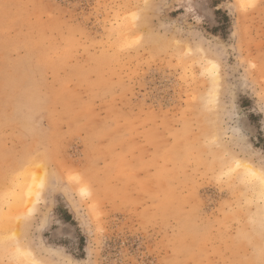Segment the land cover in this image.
I'll return each instance as SVG.
<instances>
[{
    "label": "rangeland",
    "instance_id": "374dc122",
    "mask_svg": "<svg viewBox=\"0 0 264 264\" xmlns=\"http://www.w3.org/2000/svg\"><path fill=\"white\" fill-rule=\"evenodd\" d=\"M154 2L0 0V239L15 264L250 258L230 192L186 155L238 133L235 116L264 152V3L188 0L159 17Z\"/></svg>",
    "mask_w": 264,
    "mask_h": 264
},
{
    "label": "clouds",
    "instance_id": "9594fccd",
    "mask_svg": "<svg viewBox=\"0 0 264 264\" xmlns=\"http://www.w3.org/2000/svg\"><path fill=\"white\" fill-rule=\"evenodd\" d=\"M259 3H264V0H259ZM153 7L160 13L159 17H162L166 9H187L192 6L188 0H155ZM177 25L183 29L185 36L198 31L191 25ZM157 43L163 45L167 43V39ZM239 119L240 116H235L232 120L239 129L238 133L224 139L210 131L198 145L188 150L186 158H189L192 152L197 153L200 166L213 183L230 192V204L226 210L234 217H242L244 221L234 238L237 243L246 245L251 252L250 258L242 264H264V152L254 150L250 144H246L242 130L237 124ZM213 135L217 138L213 139ZM237 161L241 165L239 168L236 167ZM247 168L256 173V176H250ZM12 249L10 241L0 239V256L6 258L5 264H15L7 259ZM42 264L55 262L43 259Z\"/></svg>",
    "mask_w": 264,
    "mask_h": 264
},
{
    "label": "snow or ice",
    "instance_id": "6c2138e0",
    "mask_svg": "<svg viewBox=\"0 0 264 264\" xmlns=\"http://www.w3.org/2000/svg\"><path fill=\"white\" fill-rule=\"evenodd\" d=\"M255 6H256V0H244L243 7L245 9H247V8H253ZM218 54H222V53H218ZM209 63L211 64V68L208 69V71H210L213 76L218 77V75H219V71H218L219 65L216 64V63H212L211 61H209ZM252 67L255 68L256 65H252ZM262 70H264V65H262ZM31 163H32L31 161L28 162L29 165H31ZM236 167L237 168L241 167L239 161L236 162ZM247 172L252 177H255L256 176V173L252 172V170L250 168H247ZM70 179H73V180H77L78 181L80 179V177H78V176H72V177H70ZM33 186L34 187L36 186L35 179H34V182H33ZM39 188L40 189H43L44 188V183L43 182H41L39 184ZM57 189H58V185H53L51 187V191L52 192H55ZM80 191L85 196L89 195V193H88V191L86 189H83L82 188ZM32 194H33L32 193V188H30L29 189V192H28V195L31 196ZM36 195H37V199H39V192H37ZM25 228H26V232H27L28 230H30L31 224H27L26 223ZM16 251H17L18 255H20V256H31L32 255L30 252H22L19 248H17ZM31 264H42V260L32 259L31 260Z\"/></svg>",
    "mask_w": 264,
    "mask_h": 264
},
{
    "label": "bare ground",
    "instance_id": "6f19581e",
    "mask_svg": "<svg viewBox=\"0 0 264 264\" xmlns=\"http://www.w3.org/2000/svg\"><path fill=\"white\" fill-rule=\"evenodd\" d=\"M28 192H29V190H27ZM27 192V193H28ZM32 200H30V201H28V202H31ZM20 202H21V200H20ZM24 203H28L27 201L25 202V201H23ZM22 204V203H21ZM21 204H19V205H21ZM28 205V204H27ZM22 207V206H21ZM24 207V206H23Z\"/></svg>",
    "mask_w": 264,
    "mask_h": 264
}]
</instances>
